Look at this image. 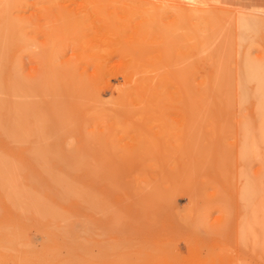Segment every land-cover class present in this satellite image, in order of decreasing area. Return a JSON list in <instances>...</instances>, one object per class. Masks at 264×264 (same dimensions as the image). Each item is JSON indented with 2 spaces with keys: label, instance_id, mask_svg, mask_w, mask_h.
Instances as JSON below:
<instances>
[{
  "label": "rangeland",
  "instance_id": "rangeland-1",
  "mask_svg": "<svg viewBox=\"0 0 264 264\" xmlns=\"http://www.w3.org/2000/svg\"><path fill=\"white\" fill-rule=\"evenodd\" d=\"M0 45V264H264V0H0Z\"/></svg>",
  "mask_w": 264,
  "mask_h": 264
},
{
  "label": "bare ground",
  "instance_id": "bare-ground-1",
  "mask_svg": "<svg viewBox=\"0 0 264 264\" xmlns=\"http://www.w3.org/2000/svg\"><path fill=\"white\" fill-rule=\"evenodd\" d=\"M2 37H3V36H2ZM3 41H4V40H3ZM0 46H1V45H0ZM1 47H3V46H1ZM1 47H0V49H2V50L4 51V49L1 48ZM0 51H1V50H0ZM3 51H1V53H2ZM0 56L3 57V54H1ZM2 60H3V59H2ZM0 61H1V60H0ZM1 66H2V65H0V67H1ZM51 69H52V68H51ZM53 73L56 74L57 72L55 71V72H53ZM54 76H55V75H54ZM52 80L55 81V77H53ZM262 153H263V152H262ZM262 155H263V154H262ZM263 158H264V155H263ZM263 160H264V159H263ZM263 163H264V162H262V164H263ZM262 166H264V165H262ZM34 194H35V193H34ZM34 197H37V196L34 195ZM16 198H17V197H16ZM29 199H30V198H29ZM19 200H20V199H19ZM28 201H29V200H28ZM15 203H16V202H15ZM29 203H30V205H34V206L39 205V204H36V205H35V204H31L32 202H29ZM34 203H36V200H34ZM42 205H43V204H42ZM42 205H40V206H42ZM31 207H33V206H31ZM37 207L39 208V206H36V207H34V209H35V210H41L42 208H45V207H40L41 209H40V208L38 209ZM42 210H43V209H42Z\"/></svg>",
  "mask_w": 264,
  "mask_h": 264
}]
</instances>
